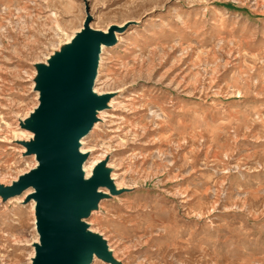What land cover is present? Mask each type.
Instances as JSON below:
<instances>
[{
  "label": "rangeland",
  "instance_id": "1",
  "mask_svg": "<svg viewBox=\"0 0 264 264\" xmlns=\"http://www.w3.org/2000/svg\"><path fill=\"white\" fill-rule=\"evenodd\" d=\"M87 14L122 27L94 84L109 108L81 139L120 193L89 228L122 264H264V0H0V183L34 165L15 137L34 64ZM17 200L0 199V264H30L38 240Z\"/></svg>",
  "mask_w": 264,
  "mask_h": 264
},
{
  "label": "water",
  "instance_id": "2",
  "mask_svg": "<svg viewBox=\"0 0 264 264\" xmlns=\"http://www.w3.org/2000/svg\"><path fill=\"white\" fill-rule=\"evenodd\" d=\"M91 21L92 17L87 14L81 28L68 42H63L44 62L34 64L36 73L33 90L38 93V104L24 119H19V127L30 132L32 137L16 141L25 149L22 155H34L37 164L20 174L11 184L0 183L2 202L19 197L26 191L22 203L34 201L38 240L33 242L34 254L30 264H49L54 255L51 247L54 233L72 237L78 233L81 225L88 233V242L75 252L70 248L65 249L67 255L86 258L91 251L92 261L97 258L107 264H122L115 257L107 240L100 233L92 231L86 221L93 211L98 210L102 199L120 193L111 177L112 169L108 166V157L97 161L89 176L85 175L83 169L89 154L81 151V139L99 121V113L109 108L112 97V93H98L94 90L100 54L102 47L116 43V32L122 31V27L115 24L105 31L99 30L90 25ZM76 37H80L77 44L88 40L82 73L84 83L91 88V92L82 114L67 119L54 103L50 89L41 85V73L58 63L60 54L69 48V42ZM81 174L85 183L91 177H101L103 183L96 185L93 182L82 191L78 185Z\"/></svg>",
  "mask_w": 264,
  "mask_h": 264
},
{
  "label": "snow or ice",
  "instance_id": "3",
  "mask_svg": "<svg viewBox=\"0 0 264 264\" xmlns=\"http://www.w3.org/2000/svg\"><path fill=\"white\" fill-rule=\"evenodd\" d=\"M77 40H80V37L69 42V48L60 54L56 65L41 73V85L50 89L54 103L67 119H73L82 114L91 92V88L84 83L82 73L88 40L85 39L80 44L76 43ZM93 182L98 185L103 183V179L91 177L85 183L83 174L78 177V185L82 191L86 190L88 184H93ZM88 239V233L82 225L79 227L78 233L72 237L54 233L51 239L54 255L49 264H92L91 251L86 258H75L65 253V249L68 248L75 252L86 245Z\"/></svg>",
  "mask_w": 264,
  "mask_h": 264
},
{
  "label": "bare ground",
  "instance_id": "4",
  "mask_svg": "<svg viewBox=\"0 0 264 264\" xmlns=\"http://www.w3.org/2000/svg\"><path fill=\"white\" fill-rule=\"evenodd\" d=\"M106 30V29H105ZM104 30V31H105ZM72 36L73 35H71V36H69L68 38H67V40L66 41H64V43H66V42H68L71 38H72ZM118 38V37H117ZM104 49H105V47H102V51H104ZM48 57V56H47ZM98 79V78H97ZM95 83H96V81H95ZM95 90V89H94ZM96 91V90H95ZM36 94H37V92H35ZM37 96H38V94H37ZM36 96V97H37ZM32 111V110H31ZM102 113H104V111H101L100 113H99V115L100 114H102ZM28 115V114H27ZM26 115V116H27ZM26 116H24V117H21L20 119H24ZM96 125L97 124H95L94 125V127H96ZM18 129H20L21 131H20V135L19 136H15L16 137V139H24V140H27V139H29L30 137H32V134L30 133V132H28V131H26V130H23V129H21L19 126H18ZM21 148H22V151H23V146L21 145ZM81 149H82V147H81ZM31 157H33V156H31ZM33 159H34V157H33ZM97 162V161H96ZM95 160L94 159H92V158H88L85 162H84V164H83V169H84V171H85V175L86 176H89L90 175V172H91V169H92V167L95 165ZM35 166V159H34V165L32 166V167H34ZM111 177L114 179V181L116 180V177H115V173L113 174V172H112V174H111ZM115 185H116V187H119V184H118V182L117 181H115ZM105 191H107L106 189H104ZM28 191H30V190H28ZM11 199H19V200H17V201H22V199H21V197H15V198H11ZM11 199H9V200H11ZM8 200V201H9ZM29 205L31 206V208L34 210V201L33 200H31L30 202H29ZM110 247V246H109ZM112 248V247H111ZM110 248V249H111ZM32 249H33V251H32V254H31V256L29 257V262H30V259H31V257L33 256V254H34V248L32 247ZM112 250V249H111ZM113 251V250H112ZM113 253H114V251H113ZM114 255H115V253H114ZM94 259H96V258H94Z\"/></svg>",
  "mask_w": 264,
  "mask_h": 264
}]
</instances>
